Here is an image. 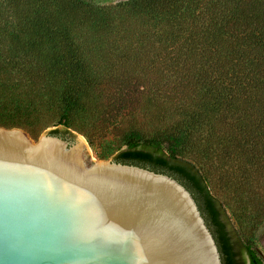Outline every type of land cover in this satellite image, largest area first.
<instances>
[{
    "label": "trees",
    "instance_id": "1",
    "mask_svg": "<svg viewBox=\"0 0 264 264\" xmlns=\"http://www.w3.org/2000/svg\"><path fill=\"white\" fill-rule=\"evenodd\" d=\"M7 5L0 126L77 132L91 147L116 130L113 160L181 181L221 264H264L241 231L264 217V0ZM143 76L150 90H133Z\"/></svg>",
    "mask_w": 264,
    "mask_h": 264
},
{
    "label": "water",
    "instance_id": "2",
    "mask_svg": "<svg viewBox=\"0 0 264 264\" xmlns=\"http://www.w3.org/2000/svg\"><path fill=\"white\" fill-rule=\"evenodd\" d=\"M0 264H221L191 192L92 160L84 137L0 126Z\"/></svg>",
    "mask_w": 264,
    "mask_h": 264
},
{
    "label": "rangeland",
    "instance_id": "3",
    "mask_svg": "<svg viewBox=\"0 0 264 264\" xmlns=\"http://www.w3.org/2000/svg\"><path fill=\"white\" fill-rule=\"evenodd\" d=\"M89 1H92V2H95L98 4H116V3L126 1V0H89ZM7 6H8L7 0H0V17L2 14L5 15ZM139 53H140V56L142 58H145L146 56L149 55L150 52L148 50H145L144 48L140 49V47H139ZM92 60H93L94 64L99 67V64L101 63V61H97L95 59H92ZM131 79H132V83L134 85V86H132L133 90L136 88H139V89L142 88V89L150 90V88L152 86V82L149 81V77H147V76H143L142 80L138 79L137 85L134 83V79L133 78H131ZM134 96H136V95H134ZM136 97H135V99H137ZM57 127L61 128L59 125ZM21 129H23V128H21ZM50 129H51V127L46 128L45 130H43L39 134H37L36 137H32L28 133L27 130H25V129H23V130L26 131L27 134L33 140H37L43 132L49 131ZM76 133L77 132H71L70 135L67 134L65 136V139H69V140L74 141ZM77 134H79V133H77ZM84 139H85L86 144L89 148V152L92 154V160H108V159L112 160L113 156L115 155L117 150L121 147V143L118 139V133L116 130L110 131L104 137L94 135L93 140H92L94 143L93 147H91L88 144L85 137H84ZM100 155H102V158ZM241 227H242L241 231L243 233V236L245 238L252 239V241H254V243L256 244L258 249L260 250V252L264 255V217H261V218L259 217V218L253 219V220L247 219L246 223L242 224Z\"/></svg>",
    "mask_w": 264,
    "mask_h": 264
},
{
    "label": "flooded vegetation",
    "instance_id": "4",
    "mask_svg": "<svg viewBox=\"0 0 264 264\" xmlns=\"http://www.w3.org/2000/svg\"><path fill=\"white\" fill-rule=\"evenodd\" d=\"M62 138H65V137H62Z\"/></svg>",
    "mask_w": 264,
    "mask_h": 264
}]
</instances>
